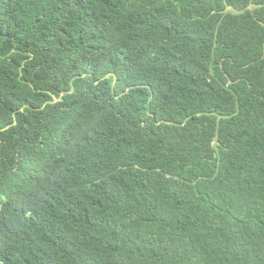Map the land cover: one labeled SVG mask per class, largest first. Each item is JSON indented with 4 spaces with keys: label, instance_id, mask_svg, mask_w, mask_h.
<instances>
[{
    "label": "trees",
    "instance_id": "trees-1",
    "mask_svg": "<svg viewBox=\"0 0 264 264\" xmlns=\"http://www.w3.org/2000/svg\"><path fill=\"white\" fill-rule=\"evenodd\" d=\"M0 264H264V0H0Z\"/></svg>",
    "mask_w": 264,
    "mask_h": 264
}]
</instances>
